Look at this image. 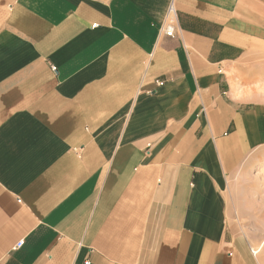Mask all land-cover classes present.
<instances>
[{"label": "crops", "instance_id": "crops-1", "mask_svg": "<svg viewBox=\"0 0 264 264\" xmlns=\"http://www.w3.org/2000/svg\"><path fill=\"white\" fill-rule=\"evenodd\" d=\"M259 57L264 0H0V264H259Z\"/></svg>", "mask_w": 264, "mask_h": 264}, {"label": "rangeland", "instance_id": "rangeland-1", "mask_svg": "<svg viewBox=\"0 0 264 264\" xmlns=\"http://www.w3.org/2000/svg\"><path fill=\"white\" fill-rule=\"evenodd\" d=\"M244 66L249 79L243 86L264 91V57ZM230 183V231L243 238L259 264H264V149L249 156ZM258 248L260 253L256 255Z\"/></svg>", "mask_w": 264, "mask_h": 264}, {"label": "built area", "instance_id": "built-area-1", "mask_svg": "<svg viewBox=\"0 0 264 264\" xmlns=\"http://www.w3.org/2000/svg\"><path fill=\"white\" fill-rule=\"evenodd\" d=\"M173 11H174V8L171 6L170 12H173ZM163 32L165 35H167L169 37H172L174 35V29L172 26H169V25L163 29ZM22 246H23V242L19 243L16 246V249H20Z\"/></svg>", "mask_w": 264, "mask_h": 264}, {"label": "bare ground", "instance_id": "bare-ground-1", "mask_svg": "<svg viewBox=\"0 0 264 264\" xmlns=\"http://www.w3.org/2000/svg\"><path fill=\"white\" fill-rule=\"evenodd\" d=\"M261 248V247H260ZM260 253V249L258 248L256 251H255V254L258 255Z\"/></svg>", "mask_w": 264, "mask_h": 264}]
</instances>
